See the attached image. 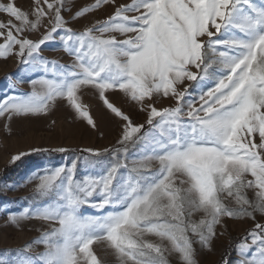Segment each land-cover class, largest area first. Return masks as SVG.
Returning <instances> with one entry per match:
<instances>
[{
    "label": "snow or ice",
    "instance_id": "snow-or-ice-1",
    "mask_svg": "<svg viewBox=\"0 0 264 264\" xmlns=\"http://www.w3.org/2000/svg\"><path fill=\"white\" fill-rule=\"evenodd\" d=\"M71 6L34 0L30 18L14 0L0 4L10 18L0 22V58L14 56L23 74L42 73L27 81L30 93L0 99L3 131L14 134L16 119L47 117L59 102L96 128L81 102L88 89L119 119L118 146L37 166L26 178L38 181L27 206L5 210L2 227L44 223L22 249L0 252V264H199L230 220L254 224L235 245L237 264H264V222L257 221H264V0H95L70 19L112 14L83 31L62 14ZM41 27L37 40L29 38ZM50 42L71 63L44 59ZM107 93L138 107L147 129ZM161 98L174 106L157 109ZM130 148L137 152L129 156ZM50 151L69 150L33 147L9 164ZM80 163L100 173L76 179ZM85 206L99 214H82Z\"/></svg>",
    "mask_w": 264,
    "mask_h": 264
},
{
    "label": "rangeland",
    "instance_id": "rangeland-1",
    "mask_svg": "<svg viewBox=\"0 0 264 264\" xmlns=\"http://www.w3.org/2000/svg\"><path fill=\"white\" fill-rule=\"evenodd\" d=\"M8 2L9 0H0V4L6 5ZM94 2L95 0H71L70 11L62 13L65 20L69 21L68 26L74 31H83L85 26H91L97 19H106L112 14L113 9L106 8L98 10L95 14L79 18L78 21L70 19L82 7ZM129 2L130 0H118V3ZM253 2L259 5L261 0H253ZM14 3L22 11L29 13L31 18L34 0H14ZM9 19L6 14L0 13V22L7 23ZM43 31L44 27H41L39 31L31 33L29 38L37 40ZM56 46L57 42H50L43 46L41 56L58 64L71 63V58L67 57L62 51H52V48ZM40 75H42L41 72L21 73L14 56L7 59L0 58V99H3L6 95L30 93L32 88L27 81ZM9 76L13 80H9ZM16 79H22L24 82L16 83L13 88L11 85ZM81 93V102L87 105L89 114L96 123V128H92L85 121L74 119L72 112L63 106V102H59L58 106L50 111L47 117L32 118L31 120L16 119L12 124L14 130L12 135L3 131L4 121L0 119V185L16 186L14 190L0 191V252L22 249L39 235L36 229L44 222H24L20 228L2 227L3 221L6 219V216L3 215L5 210L19 212L27 206L38 181L27 182L26 178L37 166L57 167L69 165L76 154L81 153L83 149L91 148L102 151L106 148L111 149L118 146L117 140L121 135L119 119L105 109L102 102L93 94L94 90L82 89ZM106 95L115 106L130 116L134 125H144L147 129L145 114L141 113L138 107L126 103V98L122 93H107ZM154 106L161 109L174 106V102L161 98V101ZM33 147L47 149L64 147L69 151L66 153L54 151L34 153L25 156L22 161L16 164H9L12 155L28 152ZM136 152L135 148H130L129 156ZM99 173V168L88 167L80 163L74 178L83 179L87 175H97ZM118 175L126 177L127 170L124 168L118 169ZM248 195L252 198L254 193L250 191ZM81 213L87 215L99 214L96 210L87 206L81 209ZM257 221L264 222L259 217H257ZM253 227V222L248 220L228 221L225 235L213 242L212 251L203 250L201 252L198 257L199 264H222V259L225 257H228L232 264H237L238 256L234 251L235 245L244 239ZM93 248H97V246L93 245ZM40 251H43L42 246L35 247L28 254L35 255L36 252Z\"/></svg>",
    "mask_w": 264,
    "mask_h": 264
}]
</instances>
